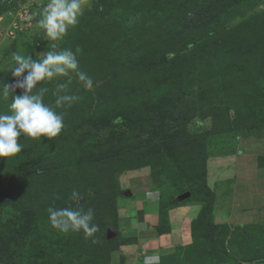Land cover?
<instances>
[{
	"label": "rangeland",
	"instance_id": "1",
	"mask_svg": "<svg viewBox=\"0 0 264 264\" xmlns=\"http://www.w3.org/2000/svg\"><path fill=\"white\" fill-rule=\"evenodd\" d=\"M157 1L87 0L80 23L58 44L76 54L81 69L93 78V90L73 79L70 91L81 99L71 108L57 109L65 112V127L58 137H42L41 141L19 137L20 144L22 137L28 144L31 141L43 166L42 179L33 190H43L39 191L41 201L38 196L33 201L37 209L30 210L33 206L25 200V218L40 213L39 206L45 208L38 234L23 239L27 246L47 228V208L72 204L73 190L83 196L81 207L95 210L94 223L100 229L95 236L100 242L93 244L82 232L62 234L79 248L77 258L62 263L58 253L51 258L53 264H141L130 263L124 244L112 247L107 255L109 246H103L102 238L108 239V232H113L132 242L133 226L120 220L121 210H131V198L146 185L157 194L159 228L169 231L176 228L174 221L189 220V238L177 245L184 261H200L191 230L192 222L199 220L200 202L211 205L214 224L229 226L226 235L236 241L230 247L239 249L240 264H250L257 253H264V165L257 164V157L264 155V95L260 92L264 86L259 80L244 78L245 63L254 61L244 60L240 45L232 54L222 52L219 58L203 63L189 62L193 53H188L192 48L205 50L212 41L227 40L225 28L264 12V0H184L179 8ZM0 4L4 8L0 11L2 85L16 79L9 70L13 52L35 58L48 50L49 42L36 20H29L43 0H0ZM154 15L165 17L159 31L151 27ZM169 17L171 22L163 24ZM259 21L263 25L264 16ZM186 26L193 27L192 34L187 35ZM183 36L182 42L179 38ZM169 53L174 54L171 59ZM209 74L217 82L215 101L198 96ZM41 86L49 89L45 103L54 104L55 83L42 82ZM0 102L7 100L0 98ZM9 104L0 114H10ZM67 159L73 167L62 175L60 164ZM123 169L128 171L119 172ZM6 181L9 184L11 179ZM95 190L102 195L91 200ZM220 212L228 218L220 217ZM16 216L10 205H0V224L9 219L6 227H0L1 235L8 229L16 232L25 222ZM20 235L16 233L12 248ZM55 240L51 242L58 252ZM248 248L255 251L254 256L244 254ZM1 256L0 250V264H5Z\"/></svg>",
	"mask_w": 264,
	"mask_h": 264
},
{
	"label": "trees",
	"instance_id": "2",
	"mask_svg": "<svg viewBox=\"0 0 264 264\" xmlns=\"http://www.w3.org/2000/svg\"><path fill=\"white\" fill-rule=\"evenodd\" d=\"M183 1L184 0H160L159 2H157L159 4H163L164 7L167 5L176 6L177 8H179V6H182ZM3 6L5 7L7 5L4 4ZM260 7L259 11L261 9ZM3 10L4 8L0 6V11ZM157 16L158 17L154 15L153 17H151L150 21L151 27L154 31H159L158 29L162 25V19L165 18L164 15ZM263 16L264 12L261 11L254 18L252 16L245 18V20L242 21L243 25H241L242 23H237L235 25L229 26L228 28H225L224 32L227 40L225 38L224 40L216 44H214V41H212V46L207 47V49L205 50H193L192 48L188 52L193 53L192 56H190L189 62L193 59H196V63H203L205 60L207 61L208 59H211L213 57L219 58L222 52L232 54L235 51V46L240 45V49H242V53L244 54V60L246 58H253L254 61L252 65L244 62L247 67L246 75L244 76V78H253V80L255 79L256 81L259 80L264 86V24L261 25L259 21V19H262ZM170 18L171 17L164 19L163 24H168L169 22H171ZM192 29L193 27H185L187 35H189V31H191L192 34ZM185 36L180 37L179 40L182 42L185 41ZM209 37L213 38L212 36ZM201 43H203V41H201ZM238 53L242 54L241 52ZM216 83L217 82L215 77H213L211 74L207 75L202 81V90H200L198 96L201 95L203 101H215L219 95ZM263 90L264 89L262 88L260 89L262 95H264ZM20 93L21 90H18L17 94ZM1 102L0 109L4 107L7 108L10 101L7 100V102L3 104H1ZM23 138L24 137H22L21 139V144L23 146L21 153H18L17 155L12 157H0V205L4 207L10 205L13 209V214L17 215L16 218L20 219L21 217L25 221L20 227L17 228L16 232L12 229H8L5 230L2 235L0 234V250L2 254L1 260H3L5 264H53L51 258H57L59 253V255H61V257H59L58 259L60 260V262L65 263L68 261H74L77 258L75 253H77V250L79 248L72 244V241L63 236L62 233L60 234L59 232H56L55 229L51 225H49V222L45 225V227L47 228L43 230L44 233H42L39 238L38 236L35 237L38 238L35 239L37 242L34 241V244L27 246L26 242L23 241L27 234H38L37 232L40 227L39 221L43 218V210L45 209L44 206H39L40 213L36 214L34 212L33 216H27L25 218V200L27 201L28 205L31 204L33 206V208H30V210H32L37 209L35 208V205L33 203V201H35V196H38L37 201L39 202L43 198L42 194L39 192L40 190L43 191L42 189H38L37 191H35L36 193H34L33 191L35 188H37V185H39L42 179L41 170L43 169V166L39 162L40 157L37 155L38 152L33 150L31 141L28 144L26 143V139ZM57 140L59 143H61L62 139L60 138V140ZM29 149L30 151L33 150V153L26 157H22L23 154L27 152L30 153ZM68 157L69 155H67V158ZM257 158V164L261 166L264 165V155H259ZM70 162L71 160L67 159V163L60 164L63 168V172L61 171L62 175L68 173L67 171L73 167V162ZM79 166L80 165H77L76 169ZM123 171H126V169L120 170L119 172ZM96 177L97 176L95 175V179ZM8 178L11 179V182L9 184L6 181ZM73 178L74 176L72 177V179ZM106 182L107 181H105L104 183ZM94 185H96L95 182L94 184H92V186ZM93 194L94 197H92L91 200H96L102 195L99 193V191L93 192ZM212 215L213 212L211 209V205H209L208 207L205 204H201L200 202V208L197 215V218L199 217V220H197L196 222L194 221L191 224V230L193 231L192 235L196 241V247H194V249L196 250L194 251H196V256H198L200 260L196 261V264H240L242 260H239V258L237 257L238 254L236 253L239 251V249L232 250L230 247L234 243H236V241L230 240V235H226L229 226L226 223H219L217 225L214 224ZM160 218L161 215L159 214V221ZM8 220L9 219H7L6 222L0 224L1 229L8 225ZM157 228L159 229L160 233H164L167 230H162L158 225ZM201 228L203 230L200 232L199 230ZM16 233L21 234L20 237H18L20 239L18 240V242H16L17 244H15L16 248H12L10 243H15V240L17 239H14L16 237ZM194 233L196 235H194ZM250 234H252L251 239L254 238L256 240L255 234ZM51 239H56L55 243L59 245L58 252L57 249H55L56 246L51 242ZM125 243H128L127 240H124L121 236H112L108 239L102 238L103 246H109L107 248L108 251L106 252L107 255L109 254L112 247H117L120 244L125 245ZM31 248L34 249L31 250ZM254 252L255 251L253 249L248 248V250H246L244 254H249V257H251L253 255L252 253ZM178 254H180V251H178V248L176 246L173 252L165 253L160 256L161 264H194L188 263L189 261H184L181 258L182 256L179 258ZM263 261L264 253H257L256 257L254 256V258L248 262H251L250 264H259ZM55 264H58V262Z\"/></svg>",
	"mask_w": 264,
	"mask_h": 264
},
{
	"label": "clouds",
	"instance_id": "3",
	"mask_svg": "<svg viewBox=\"0 0 264 264\" xmlns=\"http://www.w3.org/2000/svg\"><path fill=\"white\" fill-rule=\"evenodd\" d=\"M87 0H43L42 6L33 12L29 20L35 19L36 26L47 37V51H43L33 58L32 55L21 54L20 51L11 54L12 63L9 65L11 75L16 79L0 85V98L8 100L10 114H0V157H12L22 152L19 137L40 140L42 137L54 139L58 137L64 127V111L57 109L71 108L81 97L70 91L75 78L82 87L92 91L93 78L83 71L79 61L69 49L60 48L62 41L79 23L85 14ZM173 53L168 54L171 59ZM55 83L52 95L56 97L54 104L45 103V94L49 91L41 83ZM17 89L21 90L17 94ZM145 197L155 201L156 193L146 191ZM72 201L67 207L47 208L50 225L59 233L84 234L91 238L93 244L100 241L95 236L99 232V225L94 223L95 210L81 207L83 196L73 190L69 198ZM75 205V206H73ZM134 227L142 231L148 230L147 225L136 220ZM143 264H161L160 255L145 256Z\"/></svg>",
	"mask_w": 264,
	"mask_h": 264
},
{
	"label": "crops",
	"instance_id": "4",
	"mask_svg": "<svg viewBox=\"0 0 264 264\" xmlns=\"http://www.w3.org/2000/svg\"><path fill=\"white\" fill-rule=\"evenodd\" d=\"M239 159L240 158H237V160ZM235 166L237 167L238 164H236ZM239 166V168H241L240 164ZM135 173L139 174L138 172ZM129 178L131 179V177ZM123 181L124 180L120 182L121 185L126 184V182L123 183ZM145 188L146 189L141 191V193H138L136 197H130L132 211L129 207H127V210L125 211L121 210V221L126 220L128 224H131L133 226L132 221L136 220L147 225L148 227V230L142 231L139 228L133 226L134 238L132 239V242L130 241L131 243L129 242L125 245H122V249L126 253L127 259L129 258V260L131 261L130 263L135 262L143 264L145 256H153L156 254H159L161 256L165 253L173 252L177 245L183 244L184 241L189 238L188 231H186L188 228L189 220H187L186 217H184L182 222L174 221L172 223V225L176 227L175 229L166 231L164 233H160L157 230L159 218L157 198L155 197V201H150L148 198H146L144 193L146 191L153 190L149 185H146ZM219 215L220 217L226 216L221 212L219 213ZM226 218H228V216H226Z\"/></svg>",
	"mask_w": 264,
	"mask_h": 264
},
{
	"label": "water",
	"instance_id": "5",
	"mask_svg": "<svg viewBox=\"0 0 264 264\" xmlns=\"http://www.w3.org/2000/svg\"><path fill=\"white\" fill-rule=\"evenodd\" d=\"M128 193H129V191L126 194H128ZM113 235H115L113 232H108V234H107L108 238L112 237ZM259 264H264V262L259 263Z\"/></svg>",
	"mask_w": 264,
	"mask_h": 264
}]
</instances>
